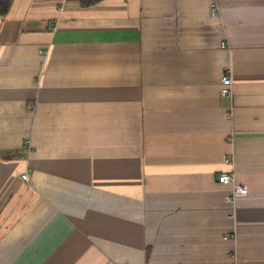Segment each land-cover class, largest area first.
Masks as SVG:
<instances>
[{
  "label": "crops",
  "instance_id": "0c3cea01",
  "mask_svg": "<svg viewBox=\"0 0 264 264\" xmlns=\"http://www.w3.org/2000/svg\"><path fill=\"white\" fill-rule=\"evenodd\" d=\"M0 264H264V0H13Z\"/></svg>",
  "mask_w": 264,
  "mask_h": 264
},
{
  "label": "built area",
  "instance_id": "2783aa9c",
  "mask_svg": "<svg viewBox=\"0 0 264 264\" xmlns=\"http://www.w3.org/2000/svg\"><path fill=\"white\" fill-rule=\"evenodd\" d=\"M211 7L213 13H216L218 10L216 3L213 2ZM232 84H233V80L231 74L229 70H226L221 77V90H220L221 95L231 96L233 94ZM227 160L229 161V159ZM23 178L29 180V174L27 172H24ZM217 180L220 183L232 184L233 186L232 192L227 195V199L230 201H235L238 197L247 194L248 191L247 185L237 182L233 172L228 171V172L219 173L217 176Z\"/></svg>",
  "mask_w": 264,
  "mask_h": 264
},
{
  "label": "trees",
  "instance_id": "16d2710c",
  "mask_svg": "<svg viewBox=\"0 0 264 264\" xmlns=\"http://www.w3.org/2000/svg\"><path fill=\"white\" fill-rule=\"evenodd\" d=\"M99 1L101 0H81L84 5H91ZM12 4L13 0H0V14L6 15L11 9Z\"/></svg>",
  "mask_w": 264,
  "mask_h": 264
}]
</instances>
